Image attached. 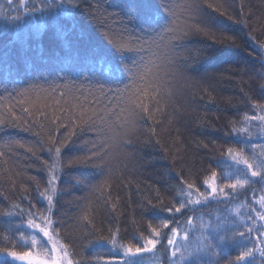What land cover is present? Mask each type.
Segmentation results:
<instances>
[{
    "label": "trees",
    "instance_id": "1",
    "mask_svg": "<svg viewBox=\"0 0 264 264\" xmlns=\"http://www.w3.org/2000/svg\"><path fill=\"white\" fill-rule=\"evenodd\" d=\"M189 2L169 0L175 10L173 21L160 9L158 0H77L80 7L68 9L72 15H61L56 21L42 25L41 14L24 16L25 10L18 2L9 5L7 0H0V9L6 15L23 17L15 23L0 17V117L7 120L6 114L11 108L31 122L33 117L21 111L23 107H29L35 119L44 124L43 129L32 125L30 131L23 130V127H0V151L5 153L0 157V247L5 246L3 236L6 234L16 239L17 250L26 248L27 245L18 240L20 233L29 237L35 235L48 246L42 235L27 227L30 218L27 213L31 210L37 223L44 222V218L51 219L60 242L75 245L69 251L76 253L73 258L80 260L81 264L128 259L107 243L109 230H119L118 243H143L133 238L148 234L149 223L173 218L161 209L182 198L180 189H186L187 183H194L200 191H207L203 181L211 171L218 173L219 184L234 180L244 171L243 165H236L227 158L226 151L230 146L243 148L251 156L253 144L264 145V137L258 133L249 140L232 132L233 121L242 120L245 113L255 114L252 103L264 102V90L260 87L264 83V61L259 57L264 52L260 47L264 44V0H197L201 12L195 19L197 26L204 31L185 41L191 57L185 71L174 77L161 73L167 81L164 92L170 97L167 103L159 105L163 113L155 111L156 106L149 103L152 117L139 119L134 128L121 127V122L113 115L101 131L77 129L72 142L62 148L57 163L59 180L51 213L47 212L46 199L40 195L49 175L45 163L54 162L48 150L54 147L48 143L49 136H54L55 146H59L68 131L61 127L53 132L56 125L52 120L60 117L67 125L69 113L80 112L79 107H74L76 105L89 110L84 116L87 119L91 109L102 110L111 99L89 95V89L95 92L94 85L85 79L89 67L82 66L78 72L70 70L71 60L64 56L59 30L70 33V39L81 51L96 49L118 63L119 54L108 44L103 32L108 28L119 32V21L109 17L105 27L101 28L104 15L111 12H119L125 18L134 15L132 26L137 31L161 30L170 23L183 31L192 23L184 7ZM209 4L212 7H208ZM33 5L39 6L40 0H28V7ZM89 11L96 13L98 19L93 20ZM153 13L159 15L158 24L150 19ZM127 38L134 40L136 37ZM123 55L130 65L142 58L145 63L149 58L155 59L150 52L132 51ZM58 56H64V59L58 62ZM154 79L153 75H147L145 83L150 90L155 86L151 83ZM125 82H128L127 78ZM65 84L73 89L71 95L60 98L59 91L52 93V86L64 90ZM26 89L32 91L27 97H20L19 93ZM55 99L60 103H55ZM116 107L115 103L111 105L113 109ZM101 123L97 120L98 126ZM248 126L254 127L255 122ZM8 141L16 146L8 147ZM101 144L100 151L107 153L103 161L97 162L93 158L87 163L81 162ZM27 147H32L35 154L28 152ZM70 161L75 162L74 165ZM13 181L15 186L10 187ZM104 182L105 187L97 190V186ZM254 183V190H238L240 195L236 199L209 200L192 206L185 215L177 214L180 227H186L187 218L193 220L190 233L193 241L200 233L202 223L215 225L224 217L233 222L232 227L243 230L249 206L264 194L260 191L261 184ZM226 191L231 192L230 189ZM14 204L19 205L25 215H19ZM254 206L258 208V205ZM9 211L12 215L3 214ZM203 231L215 236L211 227ZM255 235L253 233V237ZM163 243L166 245V241ZM252 243L254 240L250 238L249 246ZM237 247L236 243L219 245L220 264H226L229 257H234ZM131 259L136 264H166L167 255L162 247H158L153 253ZM209 259L212 258L201 257L202 262ZM0 264L15 263L0 259Z\"/></svg>",
    "mask_w": 264,
    "mask_h": 264
},
{
    "label": "snow or ice",
    "instance_id": "2",
    "mask_svg": "<svg viewBox=\"0 0 264 264\" xmlns=\"http://www.w3.org/2000/svg\"><path fill=\"white\" fill-rule=\"evenodd\" d=\"M7 2L9 5L18 2L25 10L24 16L41 14L40 22L42 25L49 21H56L57 17L61 15L70 16L72 14L68 11L69 8L78 9L80 7L77 0H46V2L45 0H40L39 6L33 5L31 8L28 7V0H7ZM158 4L160 9L165 11L174 21L175 10L169 0H158ZM91 7L90 5L89 8ZM184 7L192 23L190 27L183 31H179L173 23L161 30L144 29L143 31H137L132 26V21L136 18L134 15L127 18L121 17L119 12H111L104 15L103 23L100 24L101 28L105 27L109 17L119 21V32H115L111 28L103 32L108 44L119 54L118 63L100 54L96 49L81 51L70 39L72 36L70 33H65L62 29L59 30L58 37L64 44V56L69 57L71 60L70 70L78 72L82 66L89 67L90 72L85 76V79L95 87V92L91 89L88 90L89 95H96L97 98L111 97V99L109 100V105L102 110L91 109L87 119H84V116L89 110L85 109L83 105H76L74 107H79L80 112L78 114L70 112L67 125L61 121L60 117H55L52 120V123L56 125L53 132L61 127L67 128L68 131L64 139L59 141V146H55L57 141L54 136L50 135L48 140L49 144L54 145V147L48 149L54 162L45 163V170L49 172V175L46 187L40 193L47 200L48 213L53 210V195L56 193L55 185L59 180L55 173L57 163L60 162L62 148L67 147L72 142V138L77 134V129L101 131L104 125L109 124L113 115L121 122V127L134 128L139 119H144L145 117L150 119L152 117L149 103L156 106L155 111L163 113V108L159 107V105L167 103L170 97L168 93L164 92V85L167 81L164 80L161 73L164 76L172 75L174 77L176 74L185 71L187 69V61L191 58L188 55L185 41L191 35L204 31L197 26L198 21L195 19L201 12V6L197 0H190ZM208 7H212V5L209 4ZM98 11L99 9H97ZM105 11L107 12V10ZM132 11L135 12L136 9L133 8ZM89 15L93 20L98 19L96 13L89 11ZM0 17L5 18L9 23H15L23 19L20 15H6L3 9H0ZM150 19L154 24H158L159 15L153 13ZM29 23H33V21H29ZM204 34L207 35L206 32ZM132 36L136 38L134 40L127 38ZM85 39L80 40L83 41ZM260 47L264 49V44H261ZM132 51L150 52L155 56V59L149 58L147 63H145L142 58L138 62L133 61L130 65L126 63L128 58L123 53ZM64 56H58L57 61L63 60ZM259 57L261 61H264V53L259 54ZM149 74L155 77L151 82L155 86L151 90L145 83ZM125 78H127L128 82H125ZM260 87L264 90V83ZM63 89L59 90L57 86H52V93L59 91L60 98L72 94L73 89L69 88L68 84H65ZM31 91V89H26L20 92L19 95L24 98ZM42 91L44 90L42 89ZM74 98L79 99L78 97ZM55 103L59 104L60 100L55 99ZM113 103L117 106L115 109L111 108ZM252 108L255 114L245 113L242 120L232 122V132L243 135L249 140L253 139L257 133L264 137V102H254L252 103ZM21 111L27 114L28 117H33L32 121L29 122L23 115L14 112L10 108L6 114L7 120L0 117V127H23L25 131H30L32 125H38L41 129L44 128L43 122L35 119V115L29 107H23ZM40 115L44 116L45 114L40 112ZM45 119H47L46 116ZM97 120L102 122L101 125H97ZM58 121L60 122L57 123ZM252 122H255V126L250 128L248 125ZM37 135L43 139L40 132H37ZM6 143L8 147L16 146L11 141ZM19 147L25 148V145L19 144ZM102 147L103 144L81 162L87 163L88 160L93 158L97 162L103 161L107 153L100 151ZM26 150L35 154L32 147H27ZM4 155L5 153L0 151V157ZM221 155L224 156L225 153L222 152ZM226 156L236 165H243L244 171H241L234 180L222 184L217 182L218 173L211 171L210 176L203 181L207 191H200L194 183H187L186 189H180L183 194L182 198L177 199L171 206L161 209L162 211H167L173 218L161 219L158 223H149L148 234H139L133 238L137 241H143V243L136 242L126 245L118 243L117 233L119 230H109L110 235L107 238V243L112 250L120 251L123 257L128 259H109L105 260L104 264H136L131 258L138 257L144 253H153L158 247H162L167 255L166 264H220L221 252L218 249L219 245L224 243L238 244L235 256L229 257L226 264H264V194H261L258 199H254L253 205L249 206L250 211L247 215V221L243 224V230H240L239 227H232L233 222L224 217L220 223L215 225L202 223L200 225L201 231L196 235L195 241H193L190 239V233L194 227L193 220L187 218L185 228H181L179 225L180 217L177 214L185 215L187 211L191 210L192 206L202 205L209 200L219 201L220 198H223L226 201L229 198L236 199L240 195L238 190L245 188L254 190V182L256 181L261 184L260 191L264 193V145L253 144L251 156L247 155L243 148L234 149L230 146L227 148ZM69 163L74 165L75 162L70 161ZM9 179L11 178L9 177ZM32 179L35 180L36 178L32 177ZM181 182L183 183V181ZM105 185L106 182L97 186V190H102ZM14 186L13 181L10 187ZM37 187L39 188V185ZM226 189H230L231 192H227ZM24 191H27L26 187H24ZM49 191L52 194H49ZM194 195L195 199L193 198ZM254 205H258V208ZM13 208L18 209L19 215H25L19 205L14 204ZM237 212H239V209H237ZM3 214L12 215L10 211ZM27 215L30 217L27 220V227L41 233L48 246L46 247L35 235L29 237L20 233L18 240L27 245V247L23 250H17L19 245L16 239L5 234L3 236L5 246L0 247V255H6L12 261H18L20 264H81L80 260L73 258L76 253L69 251V248H75V245L61 243L55 229L50 231L52 228L50 218H44V224L42 225L36 222L35 213L31 210H29ZM93 227L95 226L93 225ZM209 227H211V231L215 233V236L205 234L203 230ZM164 230H167V232ZM253 233L256 234L254 237ZM250 238L254 240L251 246L248 244ZM163 241H166V245ZM240 241H244V243H238ZM202 256H208L212 259L202 262ZM97 259L104 258L97 257Z\"/></svg>",
    "mask_w": 264,
    "mask_h": 264
},
{
    "label": "rangeland",
    "instance_id": "3",
    "mask_svg": "<svg viewBox=\"0 0 264 264\" xmlns=\"http://www.w3.org/2000/svg\"><path fill=\"white\" fill-rule=\"evenodd\" d=\"M262 53H264V52H262ZM56 173H57L56 175L58 176V169H56ZM55 187H56V193L53 195V201H54V199L56 197V194H57V183H56ZM49 194H52V193L49 191ZM46 202H47V200H46ZM39 223L42 224V225L44 224V222H39ZM52 229H53V227L50 229V231ZM31 230L39 233L37 230H33V229H31ZM39 234L42 235L41 233H39ZM0 259H8V260H10L11 262H13L15 264H20V262H18V261H12L11 258L6 256V255H0Z\"/></svg>",
    "mask_w": 264,
    "mask_h": 264
}]
</instances>
